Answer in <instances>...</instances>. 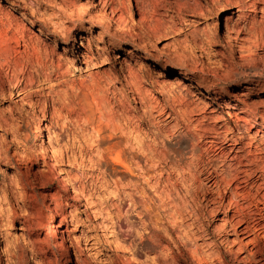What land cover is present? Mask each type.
<instances>
[{"label": "rangeland", "instance_id": "374dc122", "mask_svg": "<svg viewBox=\"0 0 264 264\" xmlns=\"http://www.w3.org/2000/svg\"><path fill=\"white\" fill-rule=\"evenodd\" d=\"M148 3L154 14L149 25L155 32L147 26L149 21L141 19L134 0H128L117 21L103 12L98 0H0V30L14 40L11 47L18 42L13 48L23 53L40 42L58 62L57 76L63 84L81 87L69 105H74L72 109L51 116L49 103L44 104L49 89L43 83L46 71L19 58L21 88L28 74L33 86L28 96L14 90L9 95L6 68H0V85L8 93L0 99V264H198L189 252H182L179 232L168 236L164 221L154 222L156 211L148 209V198L155 199L154 210L159 201L152 188L147 187L146 199L135 194L132 184L144 180L138 170L132 169L137 176L132 180L110 175L97 165L91 119L87 124L81 121L90 115L89 104L95 99L84 88L91 84L109 107L128 111L138 134L132 139L158 138L157 144L169 140L171 147L182 140L188 150L197 144L205 171L212 167L211 156L204 151L211 142L218 148L225 135L239 141L235 149L227 150L231 157L237 155L243 162L264 160V54L228 49L225 22L238 20V7H217L211 0ZM129 80L157 103L163 102L165 87L180 81L186 93L180 87L175 92L184 95V108L191 109L197 120L190 123L192 130L183 132L180 118L168 110L162 121L167 129L181 127L180 135L167 140L153 137L156 128L148 127L132 111L140 104L134 102L136 97L126 84ZM188 156L184 154L182 162H188ZM257 186L264 189V181ZM132 195L138 198L135 202L129 200ZM260 203L258 209L264 211V200ZM209 207L202 208L197 219L210 236L194 237L187 249L203 258L213 255L214 264H222L219 252L235 248L232 240L243 241L251 250L258 234H236L222 224L226 213L211 212L214 207ZM149 219L159 224V237L147 250L142 223L151 225ZM192 222L187 220L186 225Z\"/></svg>", "mask_w": 264, "mask_h": 264}, {"label": "bare ground", "instance_id": "6f19581e", "mask_svg": "<svg viewBox=\"0 0 264 264\" xmlns=\"http://www.w3.org/2000/svg\"><path fill=\"white\" fill-rule=\"evenodd\" d=\"M127 2L128 0H98V6L101 7L104 13H108L111 18L117 21V14L121 13L125 8L127 9L125 5ZM211 2L217 5V7H223L224 5H236V7H238L237 13L240 14L238 20L235 23L225 22L228 49L235 47L241 54L254 53L263 55L264 0H211ZM134 4L141 19L143 21H149L145 22L149 28H152L149 23H151L150 19L154 14L152 13L153 11L149 9L151 5L149 6L148 0H134ZM156 4L157 1L155 5ZM149 11H151V13ZM152 30V32H155L156 29L152 28ZM7 36L8 35L0 30V68H6L5 74L10 89L8 91L9 95L12 94V90H14L21 94L25 92L28 96L31 92V86H33L31 75L28 74L24 78L21 88L18 75L20 71H22L23 65L18 66L19 63L17 62L20 58L24 59L31 67L36 65L38 69L44 70V73L46 71L43 77V83L45 82L44 85L46 84L49 86V89L47 91L48 100H44V104L47 105L49 103L51 116L59 114L60 110L64 108H70L75 93L79 91L81 87L78 88L73 84H63L64 82L61 81L63 79L57 76L59 70L58 62L54 60L53 53L49 48L37 42L36 47L30 49L32 51H27L26 47L22 53L13 48L18 42L16 41V45L11 47V41L13 42L14 40ZM86 57H88V55ZM85 64L87 66V63ZM179 82L180 81H175L173 83L169 82L171 85L167 84L169 87H165L162 103L149 101L146 97L147 95L143 96L137 82L134 83V81L129 80V82L126 83L136 97L134 98V102L137 100L140 104V109H137L135 106L132 111L137 114L140 120H144L148 123V127L156 128L155 131L157 132L153 134L155 138L160 135L164 136V138L166 136L167 140V136H175L176 133L179 134L178 132L181 127L176 125V123L175 127L173 126V128L170 127L167 129L168 126H166L165 121H162V116H164L168 110L176 113V116L180 118L179 120L182 121L183 132L185 131V133L188 131L190 132V130H192L191 128H193L191 124L197 121L191 109L184 108V95H178L177 91L175 92L176 88H181L182 84ZM84 88L87 90V93L91 95L90 97H94L95 99L89 104L91 110L90 115L81 116L82 120L80 117L78 119L81 121L84 119V123H89L91 119V127L93 126V133L97 139L95 150L98 156L97 165L104 168V171L110 173V175L129 176L132 180H137V176L133 172L135 170L139 171L144 182L141 180V183L135 181L132 184L136 192L135 194L137 195L138 193L140 196L142 195V198L145 197L146 199L148 198V188H152L154 198L156 197V199H158L156 201H159L154 210L153 205L155 199L153 200L152 196L148 198V202L151 204L148 209H152L153 212L156 211L154 214V219L156 220L154 222L159 221V223H161L164 221L163 225H167V228L164 227L165 230L163 231L168 236L172 235L173 232H179L178 236H180L179 239H181L180 243L183 253L189 252L192 258L197 260L198 264H214L211 260L213 255H207V257L203 258L195 253H191V250L187 249V243L193 242L194 237L205 239L210 236L209 230L205 227V224H202V222L197 219V215L201 213L202 208L213 205L214 211L211 212H216L218 210L224 211L226 213V219L222 221V224H228L236 234L241 233V235L244 236H251L252 232L258 234L254 239V245L251 247V250L249 249L250 247L243 244V241L239 239L232 240L231 244H235V248L233 247L235 250L230 248L225 252H219L222 264H264V224L262 223L264 222V211L258 209V205L264 200V189L257 186L259 181H264V160L262 161V159L254 158L253 161L246 160V162H243V159H239L237 155L231 157L228 155L227 150L229 147H234L235 149L239 141L236 137L228 138L227 135H225L226 137L221 141V145L218 148H215L217 143L214 144V142H209L210 145L208 148L206 150L202 149L203 151L205 150L204 152H206V155L210 154L211 156L210 165L212 169L211 171H205L199 164L200 148L197 144H192L191 148L188 150L187 145L182 140L176 143V147H171L167 144L169 140L166 142L160 141V144H157L158 142L156 141V143L155 140L158 138L155 140L153 138L152 141H146V138L144 139L143 137L142 139L138 137L132 139L130 136H137L138 134L135 135L133 132L134 127L130 125L132 119H129L128 111L126 109L115 111L113 107H109L105 96H103V94L100 96V94L95 91L96 86L94 87V85L91 84ZM183 88H181V90ZM182 91L186 93V91ZM8 93L0 85V99L4 98ZM201 103L200 106L202 108ZM198 104H195V106H198ZM185 107H187V105ZM195 111H198V108L197 110L195 109ZM154 113L157 116L154 115ZM185 133L183 134L185 135ZM149 135L152 136L151 134ZM144 136L147 137L148 134ZM49 151H51V157L53 158L54 152L52 149ZM184 154L189 155L188 162H182ZM49 155L50 154H48V156ZM259 164L262 167L259 168ZM53 166H55L54 163ZM178 168L179 170L176 171ZM173 175L176 176L175 179H172L171 176ZM129 197V200L134 202L138 199L133 195ZM226 200L227 203L225 204ZM203 204L205 205L203 206ZM160 210L164 211L165 215L161 214V216H165V219L160 216ZM139 215H141V213H139ZM143 218L147 219L148 217L144 214ZM187 220H193L192 224L186 225ZM154 222L153 224L151 222V225H145V223H147L145 221L142 223L143 231L147 233V239L145 240V247L147 250L157 242L154 243L158 235L159 228L157 225L159 224ZM171 223L173 225H171Z\"/></svg>", "mask_w": 264, "mask_h": 264}]
</instances>
